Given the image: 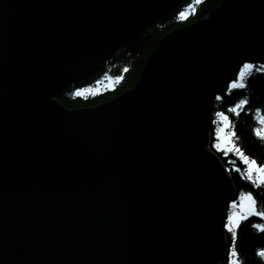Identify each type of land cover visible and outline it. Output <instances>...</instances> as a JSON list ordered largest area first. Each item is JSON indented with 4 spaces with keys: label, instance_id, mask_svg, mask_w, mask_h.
I'll use <instances>...</instances> for the list:
<instances>
[{
    "label": "water",
    "instance_id": "obj_1",
    "mask_svg": "<svg viewBox=\"0 0 264 264\" xmlns=\"http://www.w3.org/2000/svg\"><path fill=\"white\" fill-rule=\"evenodd\" d=\"M179 1L0 0V264L225 257L235 190L208 149L209 100L240 62L264 60V0H220L166 32L105 102L55 97Z\"/></svg>",
    "mask_w": 264,
    "mask_h": 264
},
{
    "label": "trees",
    "instance_id": "obj_2",
    "mask_svg": "<svg viewBox=\"0 0 264 264\" xmlns=\"http://www.w3.org/2000/svg\"><path fill=\"white\" fill-rule=\"evenodd\" d=\"M220 0H180L165 18L155 20L146 26L136 37L121 43L109 57L99 63V69L90 77L73 81L61 88L55 96L66 108H83L105 102L123 90L130 88L136 82L140 69L147 55L156 46L157 40L166 32L181 27L190 22L202 19L209 11L218 5ZM187 11L181 15V12ZM262 60L261 62H263ZM257 64V63H256ZM103 75L114 78V83L107 88L85 95H75V91ZM237 70L226 81H219L212 98L209 100V130L215 128L216 115L226 118L228 128L234 133L233 140L237 148L247 158L254 160L258 166H264V133L261 131L260 116L264 115V69L252 68L244 78L245 87L233 88L232 81L236 79ZM241 101H246L241 107ZM236 109V111H232ZM262 135H257V131ZM209 148L218 153L221 160L227 163V156L216 149L212 142ZM240 161V160H237ZM244 167V163L239 162ZM228 165V164H227ZM235 195L229 200L237 199L241 192H250L255 201V210L264 211V182H254L242 179L236 168L229 169ZM228 203L223 210L222 225L225 229L227 248L233 249V233L225 228L224 222ZM246 219H239L236 233L234 261L236 264H264V232L255 225L263 223L259 215L248 214ZM230 253L220 260V264H233L229 261Z\"/></svg>",
    "mask_w": 264,
    "mask_h": 264
},
{
    "label": "rangeland",
    "instance_id": "obj_3",
    "mask_svg": "<svg viewBox=\"0 0 264 264\" xmlns=\"http://www.w3.org/2000/svg\"><path fill=\"white\" fill-rule=\"evenodd\" d=\"M186 12L187 11L181 12V15L186 14ZM245 64H251L253 66V68H256V69H260V70L264 69V61L261 62V61L244 60V61L240 62L239 66L237 67L238 70H237V75H236V79L234 82L239 81V75H240L241 71L243 70V66ZM114 81H115V79L110 77L109 75H103V76H100L99 78L93 80V82H91L90 84H87V85H84V86L78 88L75 92H78V91L82 92L83 95H85L87 93H91V92H96V91H99L101 89L110 87L114 83ZM234 82L232 81L231 84H233ZM216 117L217 118H216L215 128L212 132L211 131L209 132V142H212L214 147L216 149L222 151L224 154H227V153L231 154V156H227L228 157L226 160L227 163H224L221 160L226 166H228L227 164H228V161L230 159L236 160V161L240 160L238 162L244 163L245 168L243 170L247 174L250 165H249V163H245V161H244V157H246V156L244 154H243V156H241L240 153H242V152L236 151V149H238V148H237L236 144L234 143L232 132L227 126V123H226L227 121H226L225 117L222 115H216ZM259 119H260L261 124H262L261 131L264 133V123H262V120H264V115L260 116ZM208 128H209V126H208ZM208 146H209V144H208ZM205 148H207V147H205ZM208 149L213 151L214 153H216L218 155V153L215 152L213 149H211L209 147H208ZM248 160H249V162L253 161L249 158H248ZM234 164L235 163L233 161H231V163H230L231 168H235ZM257 166L258 165L255 164V165H252L251 167L253 169H255ZM260 167H264V166L261 165ZM228 174H229V172H228ZM261 175H264V174H261ZM243 178L246 179L245 177H243ZM247 179L250 181H254V182L261 181L260 179H258V174L255 170L252 171V179H249L248 176H247ZM247 195H251V193L247 192V191L246 192L243 191L238 195L237 199L231 200L230 202L228 201V210H227L226 219L224 222L226 229L229 230L230 227H233L237 223V221L240 219V217L250 214V211H249V203L250 202L245 198ZM251 197H252V195H251ZM256 212H258V211H256ZM261 217L263 219V223H261V224L264 225V216H261ZM234 228H233V230H234ZM228 253H230L229 261L233 262L234 258L232 255V251H229L227 248V254Z\"/></svg>",
    "mask_w": 264,
    "mask_h": 264
},
{
    "label": "snow or ice",
    "instance_id": "obj_4",
    "mask_svg": "<svg viewBox=\"0 0 264 264\" xmlns=\"http://www.w3.org/2000/svg\"><path fill=\"white\" fill-rule=\"evenodd\" d=\"M199 2V0H198ZM183 15V14H182ZM253 68V66L251 64H245L243 66V70L241 71L240 75H239V81L238 82H234L232 84V87L233 88H243L245 87V83H244V78H245V75L246 73H250L251 69ZM83 93L82 92H76L75 95H82ZM244 103H246V101H241V105H238L237 107H241ZM232 111H236V109H232ZM226 119V118H225ZM262 123H264V120H262ZM232 135H234V133H232ZM257 135H262V133L258 130L257 131ZM237 152H239L240 150L239 149H236ZM241 156H243V153H240ZM244 161L245 163H249V170H248V173H247V176L249 179H252V171L255 170L258 174V179L261 180V182H264V175H261V174H264V167H260V166H257L255 169H253L251 166L252 165H255L256 162L253 160V161H250L248 160L247 157H244ZM250 203H249V211H250V214H254V215H259V216H264V211H261V212H256L255 211V201L252 199L251 195H247L245 197ZM247 217L246 216H242L240 217V219H246ZM238 222L233 226V227H230L229 230L232 231L233 233V249H232V255L235 257L237 254H236V251H235V239H236V233L235 231L233 230L234 227H238ZM255 227L259 230V231H262L264 232V225L262 224H258V225H255ZM259 255L261 256H264V251H260L258 253ZM233 264H236L235 261H233Z\"/></svg>",
    "mask_w": 264,
    "mask_h": 264
},
{
    "label": "bare ground",
    "instance_id": "obj_5",
    "mask_svg": "<svg viewBox=\"0 0 264 264\" xmlns=\"http://www.w3.org/2000/svg\"><path fill=\"white\" fill-rule=\"evenodd\" d=\"M236 70H238V69H236ZM236 70H235V71H236ZM208 147H209V146H208ZM227 167H228V172H229V169L231 168V165H228ZM236 169H237V168H236ZM242 170H243V167H242ZM242 173H243L244 177H245V178H247V174L245 173V171H244V170H243V172H242ZM229 175H230V174H229ZM222 228H223V231L225 232V229H224V227H223V226H222Z\"/></svg>",
    "mask_w": 264,
    "mask_h": 264
}]
</instances>
